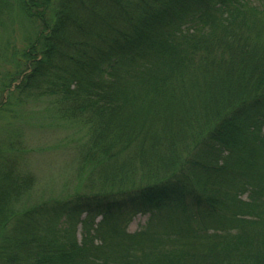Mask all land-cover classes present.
<instances>
[{
    "label": "trees",
    "instance_id": "16d2710c",
    "mask_svg": "<svg viewBox=\"0 0 264 264\" xmlns=\"http://www.w3.org/2000/svg\"><path fill=\"white\" fill-rule=\"evenodd\" d=\"M13 10L39 33L1 90L81 131L80 181L17 210L34 176L0 145V264H264V7L0 0L2 27Z\"/></svg>",
    "mask_w": 264,
    "mask_h": 264
},
{
    "label": "rangeland",
    "instance_id": "374dc122",
    "mask_svg": "<svg viewBox=\"0 0 264 264\" xmlns=\"http://www.w3.org/2000/svg\"><path fill=\"white\" fill-rule=\"evenodd\" d=\"M246 1L257 8L264 7V0ZM16 14V10L8 13L7 28L0 25V145L6 151L9 141L17 139V170L34 176V189L22 205L16 206L23 210L71 194L76 188L80 179L74 147L81 131L57 123L49 98L21 102L17 94L10 96L19 81L11 83L8 91L1 90L4 76L17 72L14 61L28 45V39L39 33L38 26ZM148 219L149 215H137L128 227L129 233L138 232Z\"/></svg>",
    "mask_w": 264,
    "mask_h": 264
}]
</instances>
